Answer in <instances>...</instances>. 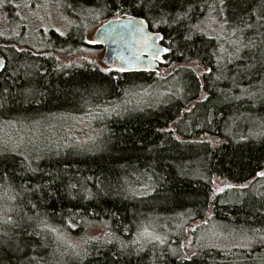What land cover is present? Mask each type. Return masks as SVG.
I'll return each instance as SVG.
<instances>
[{"label":"trees","instance_id":"obj_1","mask_svg":"<svg viewBox=\"0 0 264 264\" xmlns=\"http://www.w3.org/2000/svg\"><path fill=\"white\" fill-rule=\"evenodd\" d=\"M15 1L0 0V122L142 105L94 121L85 145L0 148V264H264V0H46L69 26L34 39ZM118 17L161 34L172 72L59 65ZM96 222L111 238L75 250Z\"/></svg>","mask_w":264,"mask_h":264},{"label":"rangeland","instance_id":"obj_2","mask_svg":"<svg viewBox=\"0 0 264 264\" xmlns=\"http://www.w3.org/2000/svg\"><path fill=\"white\" fill-rule=\"evenodd\" d=\"M15 2V14L14 11H12L13 15L18 17L17 19L21 21L25 26L24 31L28 39H34L35 34H38V32L42 30H44L45 32H48L49 30H55L59 34H64L66 32V29L69 26V21L62 13L57 2L53 1L52 3H47L45 0L42 3L46 2V4L38 5L36 4L37 0H34L35 4L32 0H17ZM5 16L6 15L3 16L4 18H2V24L8 23L6 18L7 16ZM102 20L103 19H99L98 23L94 24L84 34V38L90 44V46H95L92 35L95 29L105 21ZM11 44H15L19 49H23L22 45L20 44H17L15 42ZM103 54V48H98L97 50H85V48H82L74 55L68 57H62L57 54L55 56L61 67H69L75 64L84 65L85 62H90L91 64L99 66L101 69H106L107 67L101 61ZM186 65L194 67L199 72V74L203 71H206V67L199 62L194 61L189 64L187 63ZM174 68L175 66H170L167 69H159L156 74L157 76H165L166 74L172 72ZM134 98H136L135 103L137 104L138 96L134 95ZM133 99H131L129 95H127L120 102L114 105L100 107L99 109L84 113H77L72 115L60 114L59 116L56 115L57 117L50 116L46 119H43L42 121H40L41 119H36L33 122L29 120H21L23 122H0V148L13 147L20 148L23 151L28 150L31 152L44 150L47 148L55 150L59 147V143L62 140H68L78 145H85L88 143V138L92 137L93 129H96L95 126L98 125V122L94 123V121L102 119V117L105 115L115 113L117 109L122 105L125 109H128L133 105ZM139 104L141 106L142 102L138 103L137 105ZM92 114L93 120L92 118H90V115ZM35 125L43 127V130L37 129L36 131H34ZM24 138L26 140H24ZM217 184H219V186L223 185V187L216 188L217 191L220 190L218 191L219 193L217 196L221 197L222 193L220 192H223L224 187L226 189L228 188V183L217 180ZM152 235L153 233L150 232L148 228H142L138 233V238L142 241H147L151 238ZM90 238L110 239L111 233L105 223L96 222L93 223L81 236L70 237L68 238V240L70 245L75 250L81 251L84 245V241Z\"/></svg>","mask_w":264,"mask_h":264},{"label":"water","instance_id":"obj_3","mask_svg":"<svg viewBox=\"0 0 264 264\" xmlns=\"http://www.w3.org/2000/svg\"><path fill=\"white\" fill-rule=\"evenodd\" d=\"M92 39L103 47L101 61L107 68L128 72H157L166 53L161 34L149 29L140 17L107 19L95 29ZM3 65L0 55V70Z\"/></svg>","mask_w":264,"mask_h":264},{"label":"snow or ice","instance_id":"obj_4","mask_svg":"<svg viewBox=\"0 0 264 264\" xmlns=\"http://www.w3.org/2000/svg\"><path fill=\"white\" fill-rule=\"evenodd\" d=\"M221 2H223V0H221ZM140 23L143 24V21H141ZM93 42H95V41H93ZM164 51H168V49H164ZM104 71H109V70L108 69H104ZM257 175L264 176V172H259V173H257ZM241 187H244V185H241ZM155 239H159V237H155ZM193 255H195V254H193ZM185 259H189V257H185Z\"/></svg>","mask_w":264,"mask_h":264}]
</instances>
